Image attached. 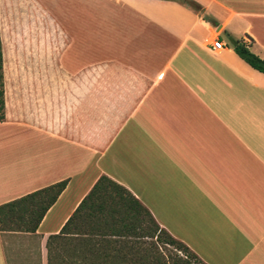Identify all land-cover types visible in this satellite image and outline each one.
Returning <instances> with one entry per match:
<instances>
[{
    "label": "crops",
    "instance_id": "crops-1",
    "mask_svg": "<svg viewBox=\"0 0 264 264\" xmlns=\"http://www.w3.org/2000/svg\"><path fill=\"white\" fill-rule=\"evenodd\" d=\"M33 1L36 56H2L0 205L65 186L35 231L0 223V264H132L148 217L121 188L206 264H264V73L230 41L264 59V0Z\"/></svg>",
    "mask_w": 264,
    "mask_h": 264
},
{
    "label": "trees",
    "instance_id": "trees-1",
    "mask_svg": "<svg viewBox=\"0 0 264 264\" xmlns=\"http://www.w3.org/2000/svg\"><path fill=\"white\" fill-rule=\"evenodd\" d=\"M192 6L196 10L201 9L194 3ZM230 41L238 56L253 68L264 73V59L254 54L249 49V44L243 42L242 38H230ZM2 56L0 38V120L4 118L5 107ZM64 186L65 181H61L0 205V223L12 230L35 231L44 213ZM121 190L120 198L124 202L134 203L138 208L144 209L148 221L144 225L141 236L144 235L152 241L149 248H145L144 254H134L128 257L132 264H206L186 244L171 236L166 230L159 228L149 212L127 190L123 188ZM129 207L132 206L129 205ZM137 212L135 210V215Z\"/></svg>",
    "mask_w": 264,
    "mask_h": 264
},
{
    "label": "rangeland",
    "instance_id": "rangeland-1",
    "mask_svg": "<svg viewBox=\"0 0 264 264\" xmlns=\"http://www.w3.org/2000/svg\"><path fill=\"white\" fill-rule=\"evenodd\" d=\"M25 0H12L11 6L8 8L7 3L2 1L0 10L1 20V39L3 56H36L37 48H34V38L32 36L31 22H28L25 8L23 6ZM32 7L38 10V6L33 0H27ZM35 5V6H34ZM52 39V38H51ZM52 43L47 46L52 52L51 56H58L60 46L56 42V38L51 40ZM7 60V57H6ZM148 221V219H147ZM151 239L145 240V248H149ZM142 247H140L141 249ZM27 264H37V257L33 256Z\"/></svg>",
    "mask_w": 264,
    "mask_h": 264
},
{
    "label": "built area",
    "instance_id": "built-area-1",
    "mask_svg": "<svg viewBox=\"0 0 264 264\" xmlns=\"http://www.w3.org/2000/svg\"><path fill=\"white\" fill-rule=\"evenodd\" d=\"M223 46L224 44L220 40H214L212 42V48L214 49H219V48H222Z\"/></svg>",
    "mask_w": 264,
    "mask_h": 264
}]
</instances>
